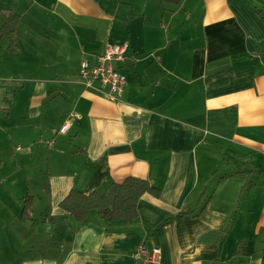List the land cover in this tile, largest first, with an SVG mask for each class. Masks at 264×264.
Here are the masks:
<instances>
[{
  "label": "crops",
  "instance_id": "1",
  "mask_svg": "<svg viewBox=\"0 0 264 264\" xmlns=\"http://www.w3.org/2000/svg\"><path fill=\"white\" fill-rule=\"evenodd\" d=\"M111 2L1 6L21 17L17 55L0 32L14 57L0 64L1 165L49 170L1 192L0 264H139L140 245L158 247L162 264H262L264 0ZM124 43L127 84L113 103L79 69ZM128 178L160 191L140 199L137 221L94 211L79 225L60 209L72 190L103 193Z\"/></svg>",
  "mask_w": 264,
  "mask_h": 264
},
{
  "label": "trees",
  "instance_id": "2",
  "mask_svg": "<svg viewBox=\"0 0 264 264\" xmlns=\"http://www.w3.org/2000/svg\"><path fill=\"white\" fill-rule=\"evenodd\" d=\"M2 1L0 0V3ZM160 1L179 4L182 0ZM0 13L5 17L4 24L0 29L1 38L9 41L7 51L12 54H17L21 40V32L19 30L21 17L11 9L0 8ZM145 194L158 197L160 191L152 187L146 180L128 178L123 183L112 184L103 193L93 192L86 195L80 191L72 190L60 203V209L66 215L73 217L79 225L84 223L94 211L108 222L124 221L131 223L139 220L137 207L140 199ZM32 214L33 198L27 197L24 201L21 217L25 220H31ZM262 264H264V250L262 252Z\"/></svg>",
  "mask_w": 264,
  "mask_h": 264
},
{
  "label": "built area",
  "instance_id": "3",
  "mask_svg": "<svg viewBox=\"0 0 264 264\" xmlns=\"http://www.w3.org/2000/svg\"><path fill=\"white\" fill-rule=\"evenodd\" d=\"M128 50L127 43L109 45L103 54L95 55L92 60H83L79 75L85 86L94 88L97 84L109 101L121 102L127 80L115 64L126 62ZM69 126V124L64 125L61 132H67ZM134 258L139 264H162V252L158 247L148 248L140 245L135 249Z\"/></svg>",
  "mask_w": 264,
  "mask_h": 264
},
{
  "label": "rangeland",
  "instance_id": "4",
  "mask_svg": "<svg viewBox=\"0 0 264 264\" xmlns=\"http://www.w3.org/2000/svg\"><path fill=\"white\" fill-rule=\"evenodd\" d=\"M30 0H22V7H21V10H23L24 8H26V6L28 5ZM50 0H48L49 2ZM158 1V0H156ZM12 2H15V0H6V2H4L3 4L0 3V8L1 6H4V7H7V8H10L11 5H12ZM120 0H112L111 2V5L112 6H108L110 9H113V5H117V3H119ZM168 7V5H166ZM156 7H158L156 5ZM123 11V12H122ZM124 11L127 12L126 8H122L121 10V14L122 13H125ZM164 11V10H163ZM162 11V13H163ZM161 13V14H162ZM4 16L0 13V27L1 25L4 23ZM150 24H155V23H150ZM168 20L164 21V23H160V27L163 28L164 30L166 29L167 33H170V36L171 37H175V27L172 28V30L170 31L168 29ZM176 26V25H175ZM154 31L155 32V27L153 26H150L148 28V31ZM162 29V30H163ZM163 30V31H164ZM165 31V32H166ZM5 44H7V40L5 39L4 40ZM17 55V54H12V53H9V55ZM8 54H6L5 52H2V49H0V64H1V61L4 62L5 60L6 61H10V59L12 58H8V57H13V56H9ZM13 60H14V57H13ZM115 67L117 68V64H115ZM1 69V68H0ZM1 71V70H0ZM0 146H1V137H0ZM0 155H1V152H0ZM241 166V164L239 165ZM235 167H237L235 165ZM233 167V168H235ZM242 167V166H241ZM59 170L60 167H54L53 166V170ZM237 169V168H236ZM48 170H49V164L46 162V161H38L36 163H31L30 161L28 162L27 165H25L24 167H18L14 164H9L7 166H3L1 165V158H0V221H1V212H2V208H1V192L3 190H12V191H20V190H23V188L25 189L26 186L28 185H31L32 186V183L33 181H30L31 177H33V175L35 176V178L39 177V178H42V177H46L47 173H48ZM232 170V169H231ZM235 170V169H233ZM237 171V170H236ZM225 173H229V171H225L223 174ZM255 180L260 182L261 180H257L256 177H249L247 178L246 176V179H245V183H251ZM40 182V180L38 181ZM264 182V179H262V181L260 183ZM0 247H1V240H0Z\"/></svg>",
  "mask_w": 264,
  "mask_h": 264
}]
</instances>
